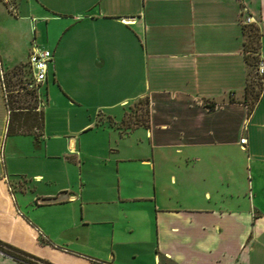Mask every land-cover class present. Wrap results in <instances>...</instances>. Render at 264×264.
Segmentation results:
<instances>
[{
    "label": "crops",
    "instance_id": "obj_1",
    "mask_svg": "<svg viewBox=\"0 0 264 264\" xmlns=\"http://www.w3.org/2000/svg\"><path fill=\"white\" fill-rule=\"evenodd\" d=\"M23 3L54 74L44 103L11 107L27 68L0 43V240L50 264H264V89L243 100L264 0H0V14L26 18ZM138 97L145 124L99 119ZM26 110L37 124L7 132Z\"/></svg>",
    "mask_w": 264,
    "mask_h": 264
},
{
    "label": "rangeland",
    "instance_id": "obj_2",
    "mask_svg": "<svg viewBox=\"0 0 264 264\" xmlns=\"http://www.w3.org/2000/svg\"><path fill=\"white\" fill-rule=\"evenodd\" d=\"M11 12L12 13L9 15V17L4 14H0V43L3 44L5 42L7 43L8 41V45L12 44L13 56L17 57L25 64L27 60V51L31 46L39 45L45 47L43 22L42 20H39L38 16H31V13L36 15V12L31 11L30 13L29 7L24 3L20 7V14H27L26 18L14 16V9L11 10ZM252 32L253 30H250V33ZM24 40H26V44L23 47ZM53 74L54 69L49 68L47 70V81H42L38 87L39 98H41L40 102L44 103L45 96L49 95L48 88H46V86L50 83ZM60 74H62V71ZM17 77L18 76H15L13 84L11 83L10 89H18L19 86H21V81ZM59 78L61 79L60 76ZM67 82H69L71 85L70 75L67 76ZM259 84V79L254 73V68L248 67V73L246 76V89L244 92V99L247 105H250L253 102L254 94L259 90ZM54 89L59 90V86L56 83L53 90H50L54 92ZM18 94L21 95L17 97L13 96V98L16 99L12 102L13 106H33L35 104V101L31 95L19 91ZM50 96L52 97L54 94L50 92ZM99 119L103 122H106L107 124L116 125L120 128L145 124L147 119V101L145 97H138L137 99L131 100L122 105V115L118 119H115L111 115L107 114L99 115Z\"/></svg>",
    "mask_w": 264,
    "mask_h": 264
},
{
    "label": "trees",
    "instance_id": "obj_3",
    "mask_svg": "<svg viewBox=\"0 0 264 264\" xmlns=\"http://www.w3.org/2000/svg\"><path fill=\"white\" fill-rule=\"evenodd\" d=\"M250 30H253L252 33H250ZM256 41H257V37H256V30L253 27H249L247 29V33H246V39H245V43H244V49H245V53H244V60L247 64V68L248 67H253L254 68V64H255V60H256V49H255V45H256ZM247 73H248V69H247ZM259 90L257 92H255L254 94V99L257 97L259 91L262 89V85L261 83L264 84V81H260L259 80ZM245 89H246V83H245ZM245 92V91H244ZM25 93H29V91H25ZM253 99V100H254ZM15 100V99H14ZM245 100V99H243ZM10 105H13V103H10ZM11 107H15V108H31L33 106H22V105H17V106H11ZM10 109V107H9ZM17 113H22V111H18ZM23 113H27L28 115H24L25 120L29 119L28 123H26V121H22L19 123H8L7 127H6V131L7 132H15V131H24L27 130L28 127L33 126L35 123L37 124V120L40 119V114L38 113V111H30V110H26ZM23 117V118H24ZM39 122V121H38ZM24 125V129H18L19 127H22L21 125ZM0 252L4 255H8L11 258L18 260L22 263L25 264H50L24 250H21L7 242H4L2 240H0Z\"/></svg>",
    "mask_w": 264,
    "mask_h": 264
},
{
    "label": "built area",
    "instance_id": "obj_4",
    "mask_svg": "<svg viewBox=\"0 0 264 264\" xmlns=\"http://www.w3.org/2000/svg\"><path fill=\"white\" fill-rule=\"evenodd\" d=\"M244 22H252L250 16L244 18ZM51 58V51L45 47H38L33 45L26 60L27 76H25L21 82L22 90L29 91L32 97L38 102L40 101L38 87L42 81L46 80L48 62ZM254 73L260 81H264V54L256 53V60L254 64ZM262 89L264 84L261 83ZM3 97L5 100L6 111L9 112V106L7 103V92L3 91ZM37 109V107H36ZM240 142H244L245 138L240 137Z\"/></svg>",
    "mask_w": 264,
    "mask_h": 264
}]
</instances>
